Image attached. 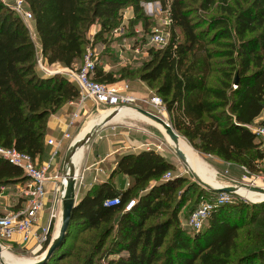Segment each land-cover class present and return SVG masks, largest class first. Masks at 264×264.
<instances>
[{
    "label": "trees",
    "instance_id": "1",
    "mask_svg": "<svg viewBox=\"0 0 264 264\" xmlns=\"http://www.w3.org/2000/svg\"><path fill=\"white\" fill-rule=\"evenodd\" d=\"M25 1L43 57L48 65L63 68L75 67L84 56L86 34L94 24L108 31L125 7L137 14L142 4L158 3L168 14L171 37L165 46L148 51L150 59L141 65L139 80L155 90L173 130L196 151L251 171L263 161L264 149L246 125L264 107V0H244L245 8H234L233 0ZM197 3L201 11H216L207 19L208 30L213 32L211 44L230 48V42L220 40L235 37L237 41L236 49L226 51L230 57L235 53L239 61L234 85L229 75L218 87L208 84L212 55L206 47L205 29L191 17V6ZM175 29L181 41L176 40ZM248 34L255 35L245 38ZM92 78L99 83L117 82L113 74L96 65ZM77 97V87L65 78L36 71L34 45L26 26L0 2V146L33 159L41 155L47 118ZM173 169L174 165L153 151L120 156L113 173L130 177L132 186L124 192L107 183L95 186L76 201L67 233L107 225L98 239L100 251L115 225L118 236L112 246L117 254L124 253L106 264H264V202L222 203L210 212L204 227L190 236L179 228L181 201L173 197L184 179L161 181ZM24 181L20 170L0 159V187ZM150 182L155 184L149 188ZM136 191L142 195L125 212V204ZM116 196L119 206H103L104 200ZM164 210L170 211L169 217L151 222ZM240 237L247 244L244 250H239Z\"/></svg>",
    "mask_w": 264,
    "mask_h": 264
},
{
    "label": "rangeland",
    "instance_id": "2",
    "mask_svg": "<svg viewBox=\"0 0 264 264\" xmlns=\"http://www.w3.org/2000/svg\"><path fill=\"white\" fill-rule=\"evenodd\" d=\"M233 1L235 2L234 8H245L248 6V3L244 0ZM197 6L198 3L191 6V17L200 25L199 27L205 29V42L207 43L210 41L209 39L212 38L213 33L208 30L207 19L215 15L216 11L212 9L210 11L204 12L197 9ZM28 25L29 32L35 33L34 24L29 23ZM116 29L119 31L117 33H114V30ZM154 30H159L165 34L164 38L166 45L170 40L171 32L168 14L165 10L160 9L158 5H156L155 7L142 6V10L137 14H134L132 8L130 6H127L122 11L120 20L110 30H101L98 23L94 24L88 29L86 34L87 45L85 46V53L86 51H88L92 57L93 55H95L94 63L98 69H102L104 73L113 74L117 82L126 83L129 86L130 90L135 93V95L144 93L145 95L144 97H142V99H147L151 95L156 94L155 90L147 86L145 82L140 81L138 75L140 73L139 71L141 65H143L150 59L148 51L150 49L161 48V46L154 45L150 40V36L154 32ZM174 34L176 36V40H182V35L179 30L175 29ZM254 35L255 34H248L245 38H251L254 37ZM220 41H223L221 43L230 42L232 47L223 48L216 42L212 44L209 42L206 46L212 55V73L208 79V84L214 87H218L219 82L222 81L226 75H229L231 77L230 84L234 85L236 77L239 73V61L236 58V54L233 53L232 57H230L229 54H226L230 53L226 52L230 51L228 49H236L237 41L235 37L231 38L229 41ZM82 58L77 62L75 66H78L81 63ZM44 60L46 62L45 58ZM34 62H36L35 55ZM46 67H48L47 70L48 72H50V76L58 75L62 77L59 71L63 67L57 64H47ZM35 69L36 71H38V68L36 66ZM252 71L253 69L251 68L246 75H249ZM137 106L148 112H154L153 109L147 104L137 103ZM158 116L160 118H163L171 126L170 117L166 111L162 116ZM141 121L148 124V127L153 132H157L156 135L159 140L156 141L162 142L164 144L162 154H169L175 159L176 164L174 166V169L170 171L173 179L175 177H182L184 179V182L181 184V186L177 188V190L173 193V197L174 201H181V206L177 213V217L179 228L183 230L185 234L191 236L194 233L192 230L184 228L182 224L188 217L189 212L194 209L200 202L206 201L214 203L218 197L228 194L231 196L229 198L232 201L241 200L244 202L254 203L251 199L239 194L238 192L230 194L224 193L221 190H213L203 187L202 184H199L193 178L194 174L188 168V166L178 159L173 148H171L170 146V138L168 137V140L162 133V131L153 123L147 122L143 119H141ZM179 138L183 140L182 145L184 148L187 147V144L191 148L193 154L201 162L208 166V170L199 172L202 175L210 178L211 180L216 181L218 184H221V187L243 185L255 187L258 189H264L263 161L260 162V164H257L255 170L251 171L246 169L247 172H244L241 169V166L230 162H223L222 160L212 155L202 154L196 151L184 138H182L181 136H179ZM87 145L88 143H85L83 147L86 149ZM211 171L214 173L212 176ZM1 187H4V198L1 202H10L9 204L12 205V203H14L13 199L15 200L16 198L20 197V191L15 185ZM140 195H142V192L136 191L135 196L132 200L136 202ZM46 196L49 197V206L51 204V208L54 210V213L58 214L60 218V202L58 199L59 193L49 195L47 194ZM130 201L131 200H129L128 202ZM169 216L170 211L164 210L158 214L157 218L152 219L151 222H154L156 220H164ZM106 227L107 225H102L98 230L82 228L79 230L73 229V231H68V233H66L64 241L59 246L60 248H57L58 251L53 257L49 259L47 264H86V259L90 260L89 264H106L109 259H116L118 255H123L124 252H122V254H117L115 252V247L112 246V239L117 238L118 236L115 225L111 226L112 230H110V234L108 235V237H106L102 249L100 251L98 250V239L100 233ZM51 237L52 235L50 234L46 243L42 245L40 250H37V253L35 255H33L31 252V245L24 248L23 246L9 247L6 251L13 256L3 259L0 257V264H16L18 262V264H27L35 257H37L38 254H42L46 250ZM237 243L239 245V250H244L242 248H247L244 237H240L237 240Z\"/></svg>",
    "mask_w": 264,
    "mask_h": 264
},
{
    "label": "built area",
    "instance_id": "3",
    "mask_svg": "<svg viewBox=\"0 0 264 264\" xmlns=\"http://www.w3.org/2000/svg\"><path fill=\"white\" fill-rule=\"evenodd\" d=\"M6 9L11 11L21 23H23L28 31L29 37L34 45L35 66L38 68V72L44 76H50L48 72L47 63L41 53V46L38 42L35 34L29 32V23L34 24V18L29 10V7L25 0H0ZM158 3H147L142 6H156ZM152 10V8H151ZM170 22V21H169ZM119 30H114L117 33ZM164 33L159 30H154L150 36L151 42L156 46H164L165 38ZM94 58L86 51L81 63L78 66L71 68L60 69V75L65 78L69 83L75 85L78 89V97L75 101L68 102L74 106V111L69 115L66 123L67 129H72L80 120V110L86 109V104L91 106H106L111 111H120L123 108L139 107L137 103L149 105L154 112L151 114L159 117L165 113V106L162 99L153 94L147 99H138L133 93H131L129 86L124 82H115L112 84L99 83L93 80V72L95 68ZM37 64V65H36ZM140 108V107H139ZM163 119V118H162ZM166 122V121H165ZM168 123V122H167ZM246 128L256 137L261 147L264 149V107L257 117L252 122L246 125ZM69 139L68 134H64L61 141L55 142L48 139L46 144L52 147L51 158L58 155L60 148L62 147L63 140ZM162 142H148L143 145V151H153L156 154L163 152ZM70 147V146H69ZM69 149V148H68ZM0 159L5 161L10 166H13L20 170L25 177V181L21 184L18 183L15 186L20 191V204L17 207H11L4 213H0V252L7 250L12 239L15 235L20 237L21 244H26L32 238L36 239L37 247L40 248L46 243L49 237L50 224L55 219L56 214L51 208L48 212V221L44 226H41L38 233L33 231V228L37 225L39 213L42 211V201L47 194V185L55 182L58 175L51 173L50 164L39 165L35 159L27 153L17 151L14 148H5L0 146ZM264 162V159H263ZM244 172L246 168L241 167ZM182 175V174H180ZM58 189H55V193H59V202L63 196L64 189V176H59ZM173 179L170 172L165 173L161 181H167ZM73 180L77 181V176L74 174ZM4 187H0V200L4 198ZM228 194L222 195L216 199L214 203L200 202L197 207L192 210L188 217L184 220L182 226L188 228L193 232H199L205 225L207 218L212 210L218 205L226 202H232ZM134 200L126 203L124 211H129L134 205ZM121 203L120 197H112L103 201L104 207H116ZM59 219V215H58ZM59 221V220H58Z\"/></svg>",
    "mask_w": 264,
    "mask_h": 264
},
{
    "label": "crops",
    "instance_id": "4",
    "mask_svg": "<svg viewBox=\"0 0 264 264\" xmlns=\"http://www.w3.org/2000/svg\"><path fill=\"white\" fill-rule=\"evenodd\" d=\"M34 34L39 42L36 30ZM131 93L133 92L131 91ZM133 95L136 98L141 99L145 94L139 93L135 95V93H133ZM85 108L86 109L80 110V120L72 129L66 128L69 115L75 109V107L69 103L64 104L54 115H50L46 120L44 150L41 155L34 159L39 165L49 163L51 173L58 175L59 179L46 186L48 195L56 194L54 190L59 187V176H64L63 171L69 172L70 168L73 169L74 174L77 176L75 201L84 197L87 192L100 184L107 183L112 189L118 192H124L131 187L132 179L130 177L113 173L117 159L124 154H137L143 151V145L145 143H155L157 142L156 140H159L156 135L157 132H153L148 127L149 125L142 122L141 119L156 125L169 140V135L163 127L155 124V122L149 120L131 108L120 109L116 116L111 115V109H107L104 106L95 107L87 103ZM105 121L106 123H104ZM88 132H91V137L86 142L88 143L87 148L85 149L82 146L77 156H75L77 149H79L77 148L74 151L70 162L64 163L65 155L69 146L83 138ZM65 133L69 135V139L63 140L58 155L51 158L52 147L48 146L46 141L48 139L55 142L61 141ZM182 142L183 140L180 139L182 147L181 152L184 156L185 165L198 172L208 170V166L193 154L191 148L185 142L184 143L187 147L184 148ZM157 154L163 157L165 161L175 166L176 161L169 154ZM213 174L214 173L212 172L211 176ZM154 184V182H150L149 187H152ZM65 185L66 184L64 183V186ZM219 185L221 187V184ZM262 197L263 196L251 194L250 199L252 201H257V199L260 200ZM2 200H0V213H4L11 207L14 208L19 206L21 202L19 197L15 200L13 199L14 203H12V205L9 204L10 202L3 203L1 202ZM42 204L43 207L42 211L39 213L37 225L33 228V231L36 233H38L40 227L44 226L48 221V212L51 209V204L49 206V197L46 196L42 201ZM60 209L61 204L59 210ZM58 220V214H56L55 219H53L50 224L49 236L51 234L53 237L56 233L59 226ZM35 240L36 239L32 238L26 244H21L20 237L15 235L9 247L23 246L24 248L31 245V252L35 255L39 249Z\"/></svg>",
    "mask_w": 264,
    "mask_h": 264
},
{
    "label": "water",
    "instance_id": "5",
    "mask_svg": "<svg viewBox=\"0 0 264 264\" xmlns=\"http://www.w3.org/2000/svg\"><path fill=\"white\" fill-rule=\"evenodd\" d=\"M234 83L236 84V80ZM131 109L137 111L139 114L145 116L149 120L163 127L166 133L169 135L170 140L173 143L177 142L179 136L176 134L173 128L169 125V123L165 122L164 119L157 117L151 114L150 112L143 110L139 107H131ZM116 114H117V111H112L113 116H116ZM104 123H106V121ZM90 137H91V132H88L83 138L77 140L73 145H71L65 155L64 163L70 162L72 153L76 150V148H81L89 140ZM173 150L176 156L178 157V159L184 163L183 153L178 148H173ZM63 175L66 178L65 179L66 182L64 181L66 186L64 187L63 196L61 199L62 208H63V217H62L61 227L59 231L56 232L54 236L51 238L46 250L42 254H38L37 257L31 260L28 264H45L46 262H48L50 257L53 255L56 249L60 246V244L64 241V238L66 236L68 226H69L71 211L73 207L75 206L76 201H75V181L73 180V176H74L73 169L70 168L69 172L63 171ZM193 178L199 183L195 175H193ZM202 186L208 189H212L205 185H202ZM246 187L251 188L252 190L261 192V193L264 192V189H258V188L249 187V186H246ZM215 190H221L224 193H230V194L236 193V191L231 188H220V189L216 188ZM252 202L260 203V202H264V199H260L258 201H252Z\"/></svg>",
    "mask_w": 264,
    "mask_h": 264
},
{
    "label": "bare ground",
    "instance_id": "6",
    "mask_svg": "<svg viewBox=\"0 0 264 264\" xmlns=\"http://www.w3.org/2000/svg\"><path fill=\"white\" fill-rule=\"evenodd\" d=\"M123 109H129V108H123ZM111 115H112V112L110 113ZM110 115V116H111ZM170 146H171V148H178L180 151H182V147H181V144H180V139L178 138V140H177V142L176 143H173L171 140H170ZM77 149V148H76ZM80 149L81 148H79V149H77V151H76V155L75 156H77V154L79 153V151H80ZM74 153V152H73ZM73 153H72V155H71V157L73 156ZM192 172H193V174L197 177V179H198V181H199V183H201L202 185H205V186H207V187H209V188H212V189H216V188H231V189H233V190H235L236 192H238L239 194H241V195H244V196H246L247 198H249L250 199V196H251V194H253V195H258V196H263L262 197V199H264V192H258V191H255V190H252L251 188H247L246 186H243V185H233V186H226V187H220V185L217 183V182H215V181H213V180H211L210 178H208V177H206V176H204V175H202L200 172H198V171H196V170H194V169H191V168H189ZM66 182V181H65ZM64 182V183H65ZM66 186V185H65ZM64 186V187H65ZM64 191V190H63ZM61 204V209H60V218H59V226H58V229L56 230V232H58L59 231V229H60V227H61V223H62V217H63V208H62V203H60ZM11 256H13V255H11L9 252H7L6 250H2L1 252H0V257L3 259V258H6V257H11ZM1 258H0V260H1ZM19 263V262H18ZM18 263H16V264H18ZM29 263V262H28ZM27 263V264H28Z\"/></svg>",
    "mask_w": 264,
    "mask_h": 264
}]
</instances>
